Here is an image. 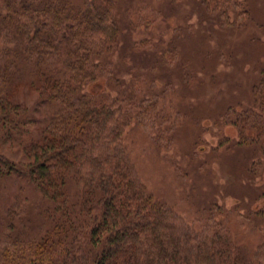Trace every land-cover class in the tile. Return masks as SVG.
<instances>
[{"label": "trees", "instance_id": "16d2710c", "mask_svg": "<svg viewBox=\"0 0 264 264\" xmlns=\"http://www.w3.org/2000/svg\"><path fill=\"white\" fill-rule=\"evenodd\" d=\"M122 2L0 0V141L25 136L18 90L36 93L51 110L37 137L24 143V163L0 154V182L17 177L31 189L30 199L16 194L17 213L3 202L0 230L8 233L0 232V264H264V240L253 253L239 246L223 224V210L209 213L195 231L139 179L127 132L140 125L169 151L186 122L172 107L173 98L181 101L172 96V83L157 85L162 66L176 68L180 49L171 43L159 54L145 38L122 46L123 23L129 31H150L155 23L148 7L132 10V4L123 21ZM166 3L190 5L225 31H251L247 0ZM193 74L189 67L181 72L186 88L196 84ZM99 84L105 89L89 91ZM249 95L248 105L228 106L216 122L238 132L236 141L224 138L219 147L252 149L259 157L250 172L258 174L264 169V66ZM18 214L29 218L25 230L12 226Z\"/></svg>", "mask_w": 264, "mask_h": 264}, {"label": "rangeland", "instance_id": "374dc122", "mask_svg": "<svg viewBox=\"0 0 264 264\" xmlns=\"http://www.w3.org/2000/svg\"><path fill=\"white\" fill-rule=\"evenodd\" d=\"M247 1L253 21L251 31L246 33L225 31L190 5L170 9L166 0H121L120 10L122 14L131 4L132 10L148 7L145 14L155 19L150 31H129L123 23L122 46L131 39L145 38L157 44L159 54L171 43H177L180 49L176 68L164 71L162 66L157 85L161 88L169 81L172 83V96L181 97L180 102L173 98L172 107L186 122L177 130L169 151L155 146L149 132L140 125L127 132L125 147L139 179L157 200L171 207L195 231L205 225L209 213L223 210V224L234 242L253 253L264 240V169L258 174L250 172L252 161L259 157L252 149L231 144L219 147V143L225 144L224 138L236 141L238 132L216 122L228 106L248 105L251 87L264 66V5L261 0ZM120 19L124 21L123 14ZM176 28L182 31L177 36ZM181 37L183 41H179ZM145 56L147 61L153 59ZM188 67L197 78L191 88H186L179 77ZM104 86L90 85L88 89L102 91ZM15 100L22 112L26 111L20 130L25 136L2 139L0 154L15 163H24L25 144L37 137L51 110L39 104L36 93L25 88L17 91ZM175 165L179 166L178 173ZM30 191L28 184L17 177L1 180L0 221L3 202L17 213L16 204L19 199H30ZM20 192L22 196L17 200L16 194ZM29 216L36 226L40 219L34 208ZM24 221L29 225V218L18 214L12 226L17 231L25 230Z\"/></svg>", "mask_w": 264, "mask_h": 264}]
</instances>
